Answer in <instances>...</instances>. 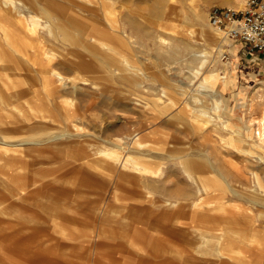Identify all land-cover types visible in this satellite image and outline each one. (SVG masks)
<instances>
[{
	"label": "rangeland",
	"instance_id": "obj_1",
	"mask_svg": "<svg viewBox=\"0 0 264 264\" xmlns=\"http://www.w3.org/2000/svg\"><path fill=\"white\" fill-rule=\"evenodd\" d=\"M239 1L34 0L63 15V33L32 58L54 56L65 80L54 96L39 82L44 100L26 104L32 120L17 134L64 135L0 156V264H264V54L226 44L208 15ZM213 69L221 112L193 90L195 71Z\"/></svg>",
	"mask_w": 264,
	"mask_h": 264
},
{
	"label": "bare ground",
	"instance_id": "obj_2",
	"mask_svg": "<svg viewBox=\"0 0 264 264\" xmlns=\"http://www.w3.org/2000/svg\"><path fill=\"white\" fill-rule=\"evenodd\" d=\"M237 4L238 5H232V7L242 6L244 4V0H240ZM1 7H3V9L0 10L6 11V13L0 12V79L6 88V92H0V156H11V154L21 152L23 149L30 146H41L42 144H46L50 141H55L61 138V135H64L63 132L59 133L57 131L49 132L45 137L42 133L17 134V130L20 127H24L32 120V116L28 112L26 104L32 105L33 97L37 101L44 98V96L39 98V93H42V88L39 86V82H42V85L45 87H43V89L46 91L47 95L54 96L58 94L59 89V85L57 83L53 86L54 81L61 80L62 82L64 79V75L57 70L52 63L54 56L47 54V62L45 65H40V63L35 62L32 58L35 57L36 59H39L40 55H43V44L39 43H44L47 40L53 41V39L59 37L60 33H63L61 30L62 28L59 25L63 15L55 12L49 7L39 9L34 0H0V8ZM76 18L77 17L74 15H71L72 20ZM210 26H212V24H210ZM213 28L217 29V34L226 44L230 45L233 43L230 38L221 33L223 32L221 29L216 27ZM51 36H53V38H50ZM66 39L67 38L64 37L63 41L61 39L60 41L65 42ZM73 47L74 46L68 49V52L70 51L71 55H73V52L75 53ZM34 48H36L35 51H33ZM216 49L220 52L219 57L221 60L224 59L223 47L218 44ZM198 58L200 60L199 67L204 66L209 61L207 54L205 53L199 55ZM71 61L73 64L78 63L76 59H72ZM224 63L230 64V61H226ZM129 65L131 64H128V66ZM98 72L101 76L114 77L117 74L121 76L123 71L119 67L112 68L111 65H102L98 67ZM132 73H136L135 70H132ZM217 74L218 73L215 69L207 73H203L200 70L195 71V74L193 75H202L203 77L201 84L194 87L193 90L205 92L214 96L213 92L215 82L219 78V75ZM134 80L137 81L138 78H135ZM194 97L199 99L195 95ZM214 97L216 101L215 110L221 112L223 109L222 100L217 96ZM15 111H19V114H22L24 119L15 114ZM43 114L44 112L41 115L42 117L44 116ZM204 114L205 115L203 116L208 114L206 110H204ZM218 116L222 118L227 117L223 114H219ZM261 116L262 117L258 120V127L264 129V112ZM66 117L67 116H65V119L68 120V117ZM51 119L53 121L56 120L54 117ZM225 120L228 122V119ZM44 123L45 122L42 120L34 124ZM230 128H233L232 125ZM257 133L259 135V141L263 142L264 132L259 130ZM70 136H73V133H70ZM255 145H257V142L253 144V146ZM115 146L125 149V146L122 144H115ZM99 151L108 156L110 159L115 161L121 160V151H107L102 148L99 149ZM183 157L184 156L179 153L172 154L173 159H180L182 161L184 171L190 177L199 178L200 175L196 172L199 171L198 168L201 165L199 164V167L194 166L192 168L188 164V161H186ZM125 163L123 166L127 167ZM227 183L233 193L239 194V191L232 184H230V182ZM10 186L11 185L9 184V192H12V188H10ZM167 202L169 205L175 203L170 200H167ZM239 224L242 225L241 223ZM205 232H207L205 234L210 233L209 235L213 233L210 230H205Z\"/></svg>",
	"mask_w": 264,
	"mask_h": 264
},
{
	"label": "built area",
	"instance_id": "obj_3",
	"mask_svg": "<svg viewBox=\"0 0 264 264\" xmlns=\"http://www.w3.org/2000/svg\"><path fill=\"white\" fill-rule=\"evenodd\" d=\"M208 15L214 27L241 44L244 55L264 54V0H246L243 8L214 6Z\"/></svg>",
	"mask_w": 264,
	"mask_h": 264
},
{
	"label": "crops",
	"instance_id": "obj_4",
	"mask_svg": "<svg viewBox=\"0 0 264 264\" xmlns=\"http://www.w3.org/2000/svg\"><path fill=\"white\" fill-rule=\"evenodd\" d=\"M178 153L180 154V152H178ZM178 153H174V154H178ZM172 154H173V153H171L170 156H172ZM182 156H184L183 158L186 159V161H188V155L185 154V155H182ZM179 160H180V159H179ZM183 170H184V166H183ZM186 174H187V173H186ZM187 175H188V174H187Z\"/></svg>",
	"mask_w": 264,
	"mask_h": 264
}]
</instances>
